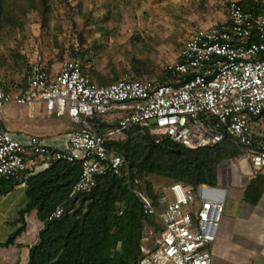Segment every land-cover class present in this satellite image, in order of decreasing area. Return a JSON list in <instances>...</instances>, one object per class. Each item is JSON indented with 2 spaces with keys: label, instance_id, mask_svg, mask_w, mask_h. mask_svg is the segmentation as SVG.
Masks as SVG:
<instances>
[{
  "label": "built area",
  "instance_id": "built-area-1",
  "mask_svg": "<svg viewBox=\"0 0 264 264\" xmlns=\"http://www.w3.org/2000/svg\"><path fill=\"white\" fill-rule=\"evenodd\" d=\"M255 1L258 12L230 0L225 21L190 35L179 51L180 62L169 68L170 85L122 77L98 86L79 62L68 59L56 73L30 65L22 92L0 85V179L25 184L30 169L77 163L73 197L93 189L97 178L121 177L142 213L162 227L156 247L146 252L147 264H211L207 248L215 241L227 191L245 190L264 168V0ZM38 103L48 118L66 117L73 126L64 147L41 137L19 141L4 129L6 107L24 106L33 116ZM92 120L109 128L101 135ZM134 128L147 131L155 144L167 140L189 150L227 139L239 156L217 166L214 187L194 191L175 183L161 187L152 199L131 179L125 159L107 148ZM62 214L59 206L48 220Z\"/></svg>",
  "mask_w": 264,
  "mask_h": 264
},
{
  "label": "trees",
  "instance_id": "trees-1",
  "mask_svg": "<svg viewBox=\"0 0 264 264\" xmlns=\"http://www.w3.org/2000/svg\"><path fill=\"white\" fill-rule=\"evenodd\" d=\"M29 1L0 0V34L7 28L15 29L22 24ZM39 1L43 3L40 11L44 21L50 9L47 0ZM238 4L249 12L260 11L259 3L255 0H238ZM69 55L65 59L79 62L91 81L98 86H108L122 78L113 71V79H100L87 65L90 59L85 60L82 52L71 49ZM176 62H180L179 58ZM140 70H133L134 75L128 80L148 79L141 75ZM172 78L169 70L158 81H153L157 85H170ZM90 124L101 135L109 128L96 120ZM107 148L125 159L131 179L137 177L144 184L141 190L152 199L156 198V192L151 183L143 180L144 177L157 176L169 181V185L180 183L196 191L200 186H216L217 166L239 156L238 149L227 139L212 148L189 150L167 140L155 144L147 131L141 128L125 132L107 144ZM175 150H180L179 154L174 153ZM79 173L77 163L59 162L49 167H40L28 176L25 183L27 204L19 212L18 220L21 221L25 213L35 210L43 227L38 233L37 243L29 250L27 264L145 262L146 255L142 250L145 228L152 226L155 232L161 233L159 221L142 213L137 198L121 177L97 178L95 187L89 192L70 197L72 185ZM18 185L15 181L0 179V195L10 193ZM263 193L264 179L253 180L246 186L243 199L256 204ZM59 206L63 207L62 216L48 220ZM21 230L23 228L14 233L13 237Z\"/></svg>",
  "mask_w": 264,
  "mask_h": 264
},
{
  "label": "rangeland",
  "instance_id": "rangeland-1",
  "mask_svg": "<svg viewBox=\"0 0 264 264\" xmlns=\"http://www.w3.org/2000/svg\"><path fill=\"white\" fill-rule=\"evenodd\" d=\"M47 6L50 13L43 21L40 11L43 3L30 0L22 24L0 34V77H11L5 83L13 90L25 86L24 75L30 65H41L56 73L60 63L70 57L71 49L82 52L85 60L90 59L87 65L100 79H113V71L120 78L130 79L133 70L141 68L143 77L158 81L176 63L188 32L201 26L199 21H215L219 12L221 16L227 13L228 3L227 0H47ZM135 179L143 189L144 184ZM143 180L151 183L157 193L170 184L157 176ZM5 213L14 217L16 210ZM159 233L146 226L142 241L145 255L156 246Z\"/></svg>",
  "mask_w": 264,
  "mask_h": 264
},
{
  "label": "crops",
  "instance_id": "crops-1",
  "mask_svg": "<svg viewBox=\"0 0 264 264\" xmlns=\"http://www.w3.org/2000/svg\"><path fill=\"white\" fill-rule=\"evenodd\" d=\"M226 16L227 13L221 16L219 12L215 21H199L201 26L189 31L187 38L200 29L225 21ZM11 80V77H0V82H3L0 85L12 93L24 90V87L13 90L5 83ZM1 121L4 129L14 134L19 141L41 137L48 144L59 148L65 146L73 129L66 117L48 118L43 103L35 106L33 116L29 115L24 106L6 107ZM36 170L30 169L29 175ZM260 179H264V168L255 181ZM25 187L24 182L20 181L10 193L0 195V264H27L29 250L37 243L38 233L43 227L35 210L25 213L22 220L18 221L19 212L27 204ZM243 192L240 189H229L225 195L215 241L207 248L212 257L211 264H264V193L256 204H250L244 201ZM10 197L12 201H7ZM10 209L16 210L14 217L13 214L8 216L5 213ZM20 228L23 230L13 237Z\"/></svg>",
  "mask_w": 264,
  "mask_h": 264
},
{
  "label": "water",
  "instance_id": "water-1",
  "mask_svg": "<svg viewBox=\"0 0 264 264\" xmlns=\"http://www.w3.org/2000/svg\"><path fill=\"white\" fill-rule=\"evenodd\" d=\"M173 152L176 153V154H179L180 150H175Z\"/></svg>",
  "mask_w": 264,
  "mask_h": 264
}]
</instances>
